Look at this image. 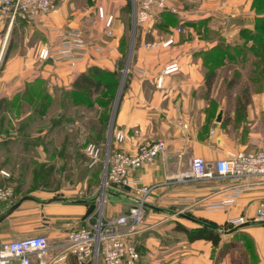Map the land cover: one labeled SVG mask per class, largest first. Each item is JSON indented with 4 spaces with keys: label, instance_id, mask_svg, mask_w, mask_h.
I'll return each instance as SVG.
<instances>
[{
    "label": "crops",
    "instance_id": "obj_1",
    "mask_svg": "<svg viewBox=\"0 0 264 264\" xmlns=\"http://www.w3.org/2000/svg\"><path fill=\"white\" fill-rule=\"evenodd\" d=\"M125 4L126 0H105L103 7L107 17L114 16L110 33H106L103 23L98 21L96 26L87 28L81 57L75 61H43L39 59L43 45L36 52L31 47L24 52L11 49L10 39L17 25L24 24L41 31L51 26L20 20L11 23L6 15L0 13V38L7 41L0 63V148L7 146L12 140L10 136L16 135L13 129H7L6 122L1 128L2 118L7 119L11 115L3 111V107L27 99L25 95L31 86L38 84L47 97L56 98L64 91L74 93L73 84L77 78L97 69L99 75L91 76L110 87L118 80L122 71L120 67L132 51L127 86L112 127L115 131L124 132L125 140L116 147L133 154L140 145L164 140L165 152L156 158L154 164L134 171L132 177L143 185L155 186L150 203H156L157 211L166 207L171 212L185 213L180 215L194 222V229L209 224L221 236L217 247L207 240L189 241L187 234L177 229L182 224L178 222L173 230L185 236L176 234L170 240L179 238L183 244L177 247L164 242L159 249L164 254L163 258L177 264H264V223L252 221L257 209L264 204L262 178L232 181L211 171L212 176L206 179L179 181L180 176L190 169L193 158L203 159L212 170L217 160L232 153L264 149V92L250 94L251 101L245 112L239 114L235 108L230 119L222 116L218 122V114L222 111L219 110L214 118H209L211 110L205 100L209 94L205 86L207 69L204 60L206 52L215 49L220 42L251 48L253 41L245 39L242 32L259 33L261 20L264 22V0H169L170 9L158 12L150 21L137 25L130 38L123 17ZM49 29L52 32L53 28ZM170 39L173 43L165 47L164 43ZM172 62L178 63L180 70L162 76L163 68ZM245 122L246 130L241 127L225 131V126L229 128L228 125L234 127L236 123ZM2 159L0 165L3 164ZM1 170L9 172L3 167ZM0 185L10 184L0 175ZM236 188L239 193L232 205L224 210L207 208ZM110 197L112 201L128 203L125 212L129 210L131 202L126 195L114 190ZM24 204L0 224V244L28 238L25 237L27 231L19 227L35 221L34 231L29 234L48 237L47 264H79L66 249V230L61 226L52 230V225L57 223V219L67 216L76 219L78 226L82 225L83 218L80 217H84L89 206L79 202L47 203L42 209L44 214L39 220H34V217H29L30 210ZM10 205L0 201V214ZM111 211L108 209L107 212L106 206L107 216L114 215ZM239 216L251 222L235 230L228 221ZM237 240L230 251H224L230 242ZM142 262L155 263L144 262L143 256ZM32 264H39L35 256ZM99 264H103L102 261Z\"/></svg>",
    "mask_w": 264,
    "mask_h": 264
},
{
    "label": "rangeland",
    "instance_id": "obj_2",
    "mask_svg": "<svg viewBox=\"0 0 264 264\" xmlns=\"http://www.w3.org/2000/svg\"><path fill=\"white\" fill-rule=\"evenodd\" d=\"M103 3L105 0H57L54 12L46 20L53 31L34 30L19 24L10 39L11 49L24 52L31 47L36 52L40 45L55 44V32L73 29L82 33L84 43L85 30L96 26L97 21L103 23L107 33L106 20L99 11ZM124 8L123 17L130 38L138 26L134 25L130 0H126ZM131 53L132 51H129L128 58L123 61L120 69L122 71L119 72V78L112 90H101L90 98L86 95H75L70 91L57 94L56 98L51 95L43 98L41 93L37 97L32 95L30 100H17L3 107V111L6 110L11 115L7 116V119L2 118L1 128H4L6 122L7 129H13L16 134L9 137L12 140H9L7 146L0 148V158H4L0 167L6 168L11 174L8 178L10 185H5L14 191L13 199L9 202L11 205L24 195L35 197L38 201H25L24 205L30 210L29 217L39 220L47 201L63 198L65 203H92L94 207L90 214L96 215L101 201L104 158L110 143L114 117L127 86ZM250 70L248 65L219 69L213 89L205 99L211 110L209 118H214L215 114L222 110V116L230 119L231 111L237 107V98L246 97L244 92L247 86L252 92H264V68L263 84L257 85L252 84ZM232 80L235 82L229 86V81ZM228 127L225 126L227 132L241 127L246 130L247 124L236 123L234 127ZM90 143L96 144L101 150V157L94 166H91V160L86 153V147ZM117 189L116 186L107 189L105 196V208L107 206V212L112 209L114 214L111 217L125 214L128 208V203L124 201H112L110 192ZM155 206L156 203H149L142 233L135 236L144 262H155L154 264L167 262L159 250L164 242L182 246L181 239L170 240V237L177 234L173 229L178 222L190 230H193L195 225L194 222L182 218L180 214L185 213L171 212L166 207L157 211ZM87 215L88 212L84 217ZM72 218L67 216L57 219V223L52 225V230L61 226L67 234L70 227L78 226V221ZM34 224L35 221L28 222L27 226L23 225L19 229L27 231L25 237L40 235L29 234L34 231ZM177 236L185 235L179 233ZM237 242L238 240L230 242L224 251H230L231 246Z\"/></svg>",
    "mask_w": 264,
    "mask_h": 264
},
{
    "label": "built area",
    "instance_id": "obj_3",
    "mask_svg": "<svg viewBox=\"0 0 264 264\" xmlns=\"http://www.w3.org/2000/svg\"><path fill=\"white\" fill-rule=\"evenodd\" d=\"M57 0H0V13L6 15L11 23L17 20L27 23L45 24L47 18L54 12ZM134 25L150 21L158 12L170 9L169 0H130ZM100 14L105 18L106 29L110 33L114 16L107 17L104 7H99ZM50 27H48L49 29ZM53 31V30H52ZM82 33L73 29L71 31L55 32V44L43 46L39 51V59L43 61H75L79 59L83 49ZM173 43L170 39L164 46ZM7 41L0 38V63L3 58ZM129 69H127L128 72ZM180 70L178 63L166 65L161 75H170ZM140 73H142L140 71ZM143 74V73H142ZM162 76L159 80L162 79ZM125 140L122 131L111 130L108 152L104 158V172L102 180V193L100 206L96 215L89 214L84 217L80 226L70 227L65 246L79 264H143L142 256L135 242V236L143 230L147 217L150 196L155 186L143 185L132 177V173L146 165L155 163L156 158L165 152L166 142L157 140L140 145L133 154L119 150L116 144ZM86 153L94 166L101 157V150L96 144L90 143ZM228 178L232 181H241L251 177H259L264 181V149L258 151H239L226 158L217 160L212 170L203 159L193 158L191 167L183 173L180 182H192L212 176ZM0 175L10 178L9 172L0 171ZM116 186L117 191L126 195L131 206L125 214L116 217H107L105 213L107 189ZM129 188V189H126ZM239 190L224 196L218 202L208 205L209 210H224L234 203ZM13 188L0 186V201L10 202L13 199ZM252 221L264 223V204L256 211ZM251 220L239 216L228 221L230 227L236 228ZM50 249L49 239L40 234L24 239L7 241L0 244V264H32L33 257L39 264H47L45 258ZM156 264H177L159 262Z\"/></svg>",
    "mask_w": 264,
    "mask_h": 264
},
{
    "label": "trees",
    "instance_id": "obj_4",
    "mask_svg": "<svg viewBox=\"0 0 264 264\" xmlns=\"http://www.w3.org/2000/svg\"><path fill=\"white\" fill-rule=\"evenodd\" d=\"M259 33L251 34L249 31L243 30L242 36L247 40L253 41V46L247 48L246 46H233L220 42L217 47L211 51L206 52L204 55L205 67L207 69L205 86L207 88L208 94L212 91L215 84V80L218 75V71L223 67H243L248 65L251 67L250 78L253 85L263 84V68H264V35L263 27L264 22L261 20ZM121 69V67H120ZM91 74L99 75L97 69H92L90 73L81 74L73 84L75 95H86L89 98L99 93L101 90L107 88H114L116 83L110 87L104 85L101 79H94ZM234 80L229 81V86H232ZM35 84L29 88L25 97L26 100L32 99V95L37 97L38 94H43V98H47L45 90L41 89L40 86ZM254 92V91H253ZM246 97H238L237 99V111L245 112L248 104L250 103V94L252 90L250 87H245ZM89 206L88 214L92 212L94 205L92 203L87 204ZM177 229L181 232L187 234L189 241L196 240H207L213 243L215 247L219 246L221 241V236L215 227L209 224H204L200 228L189 230L188 228L178 225Z\"/></svg>",
    "mask_w": 264,
    "mask_h": 264
},
{
    "label": "water",
    "instance_id": "obj_5",
    "mask_svg": "<svg viewBox=\"0 0 264 264\" xmlns=\"http://www.w3.org/2000/svg\"><path fill=\"white\" fill-rule=\"evenodd\" d=\"M221 118H222V111H220V113L218 114L217 121L220 122ZM126 189H129V188L126 187ZM25 201H38V200L35 197L31 196V195H24L17 202L12 204L10 207H8L5 211H3L0 214V224L3 221H5L10 215H12L16 210H18L20 208V206ZM55 201H65V199H63V198H55V199H51V200L47 201L46 203H51V202H55ZM236 229H237V227L235 228V230Z\"/></svg>",
    "mask_w": 264,
    "mask_h": 264
}]
</instances>
